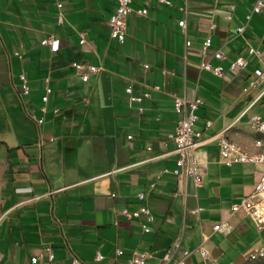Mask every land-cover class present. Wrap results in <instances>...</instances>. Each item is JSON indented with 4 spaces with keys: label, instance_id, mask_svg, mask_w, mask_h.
Here are the masks:
<instances>
[{
    "label": "crops",
    "instance_id": "crops-1",
    "mask_svg": "<svg viewBox=\"0 0 264 264\" xmlns=\"http://www.w3.org/2000/svg\"><path fill=\"white\" fill-rule=\"evenodd\" d=\"M254 1L132 0L126 40L120 43L108 24L117 0H0V264H72L71 251L87 264H131L132 252L149 251L145 264H161L177 241L172 260L188 249L187 264H242L264 247V227L231 210L253 191L264 167L227 165L218 145L222 132L249 151L259 149L257 137L264 140L249 124L253 114L264 119V81L243 89L259 65L249 45L264 50V7L246 18ZM142 8L146 14L138 12ZM212 22L217 25L212 46L203 54ZM243 24L241 34L237 27ZM51 35L61 40L56 51L41 43ZM217 48L226 52L224 59L213 55ZM239 55L248 65L225 77L200 65L208 60L228 69ZM73 60L102 68L84 81ZM21 71L28 75L29 95L21 93ZM46 76L53 92L40 162L31 113L42 114ZM130 81L135 93L149 90L151 96L131 101L125 90ZM172 93L202 100L194 125L202 131L194 150L200 185L173 171L178 154L172 134L180 114ZM60 187L53 197L32 198ZM141 204L154 213L150 232L143 231V215L119 212ZM220 220L229 232L214 229ZM97 251L101 260L95 259Z\"/></svg>",
    "mask_w": 264,
    "mask_h": 264
},
{
    "label": "built area",
    "instance_id": "built-area-1",
    "mask_svg": "<svg viewBox=\"0 0 264 264\" xmlns=\"http://www.w3.org/2000/svg\"><path fill=\"white\" fill-rule=\"evenodd\" d=\"M161 2L171 4V0H160ZM132 0H117V5L113 13L111 14L108 24L110 26V35L112 38L117 40L120 43H124L126 40L127 34V23H128V15L132 10L131 6ZM58 22L62 23L65 20V15L63 10L61 9L62 3L58 2ZM264 7V0H255L252 6L251 11L246 15L247 21H249L254 13H260ZM138 12L140 14H146L147 8L139 9ZM179 24L182 28H186V19L179 20ZM217 25L212 22L210 24V28L206 38L202 42V53L206 54L211 46H212V34L214 33ZM246 24H243L237 27L239 33L243 34L245 31ZM81 38L80 42H86V36L83 32L80 33ZM42 44L48 45L52 51H56L61 46V40L59 38L54 37L53 35L45 37L41 40ZM191 44V40L186 39V45L189 46ZM249 54L255 56L259 65L256 66L248 78L247 84L244 86L245 91H249L251 88H254L258 83L264 81V50H261L257 47L249 45L248 49ZM19 57H22V53L20 51L15 52ZM213 55L222 60L226 57V52L222 48H217L213 51ZM249 63V60L244 56H237L228 69L221 64H212L208 60H202L200 65L201 68L210 70L217 74L218 76L225 77L229 72H235L239 69L245 68ZM72 66L75 69V72L84 80L88 81L92 74H96L101 70V65L85 63L78 60L72 61ZM165 72V70H163ZM19 78L21 80L20 89L23 95L30 94V85L29 78L25 71H21L19 73ZM153 89L160 90V85H153ZM126 92L129 95L131 101H142L145 97L151 96L149 90H145L140 94L134 92L133 81L127 84L125 87ZM53 92V88L50 84V77H45V85H44V93L42 95L43 104L40 106V110L42 114L40 116L35 113H31V117L35 120L37 124L38 130V139L37 144L39 146L38 159L40 162L43 160V146L45 138L42 134L43 123L45 122V115L48 112V101L49 96ZM174 99V107L175 110L180 114V117L177 121L175 132L172 134L175 141V151L178 154L177 158V167L173 170L178 175H188L193 177L195 184L200 185L202 183L203 177L199 172L198 161L194 154L195 147L199 144L202 131L198 130L194 127L195 123L199 119L198 109L202 103L201 98H187L186 96H180L176 93L171 94ZM262 93L257 95L252 102L258 100ZM54 112H58L59 108H54ZM250 126L256 130L260 134H264V119L258 115L253 114L249 120ZM211 125V121L208 120L206 122V126ZM131 137V135L129 136ZM50 141L55 140V136L49 137ZM256 145L259 146V149L254 151H249L241 144L236 142L235 140L229 138L224 132L219 135L218 145L219 152L221 155V160L227 165H233L235 163H251L256 165H261L264 167V140L261 137H257L255 139ZM159 176V175H158ZM155 182L151 183V187L155 186ZM64 187L60 188H52L45 193L36 194L32 198L38 199L42 196H50L56 192H59ZM140 199L145 197L144 192H140L138 194ZM201 207H197L192 209V212H199ZM231 210L233 213L243 212L246 215H249L256 223L259 228L264 227V172L258 178L254 185V189L252 192L244 195L238 202H234L231 205ZM121 214L126 217H140L144 216L145 221L142 223V228L144 232H150L151 226L150 223L154 220V213L151 207L147 204H141L136 209H129L124 207L119 210ZM55 221L60 224V221L55 218ZM215 230L221 231H230V226L227 222L220 220L214 224ZM180 246L179 241L175 242L172 246H170L162 255L161 264H187L186 259L190 255L191 251L188 249L183 250V256L180 259L172 260L173 253ZM201 251L203 254L206 253V250L202 247ZM122 249H117V253H122ZM151 255L149 251H134L130 255L129 261L131 264H145L146 259ZM260 256H264V247H260L258 250L251 252L249 255V259H255ZM50 259L53 258V254H49ZM103 258V254L100 251H97L95 254L96 260H101ZM37 257L33 258V262L37 261ZM71 263L72 264H87L85 263L80 256L71 251ZM111 264V263H107Z\"/></svg>",
    "mask_w": 264,
    "mask_h": 264
},
{
    "label": "rangeland",
    "instance_id": "rangeland-1",
    "mask_svg": "<svg viewBox=\"0 0 264 264\" xmlns=\"http://www.w3.org/2000/svg\"><path fill=\"white\" fill-rule=\"evenodd\" d=\"M242 264H264V256H260V257L255 258V259H248L245 262H243Z\"/></svg>",
    "mask_w": 264,
    "mask_h": 264
}]
</instances>
